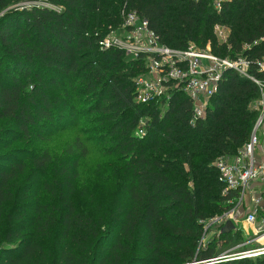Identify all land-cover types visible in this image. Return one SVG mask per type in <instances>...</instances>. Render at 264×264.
Instances as JSON below:
<instances>
[{
    "label": "trees",
    "instance_id": "16d2710c",
    "mask_svg": "<svg viewBox=\"0 0 264 264\" xmlns=\"http://www.w3.org/2000/svg\"><path fill=\"white\" fill-rule=\"evenodd\" d=\"M30 1L0 0V120L26 141L75 131L84 120L88 127L61 159L47 148L0 152V264H203L236 255L235 229L217 231L205 246L201 240L205 225L237 199V191L223 193L215 165L248 144L257 88L224 71L204 118L194 116L192 100L172 83L166 94L140 103L136 80L157 57L101 43L135 12L169 49L208 46L219 58H259L264 0H225L219 12L213 0H47L11 8ZM217 24L229 28L227 44L217 42ZM88 143L116 158L126 174L123 200L103 218L72 202ZM47 173L56 175L51 184L42 180ZM41 189L45 200L37 206ZM252 259L214 264H264L263 255Z\"/></svg>",
    "mask_w": 264,
    "mask_h": 264
},
{
    "label": "built area",
    "instance_id": "2783aa9c",
    "mask_svg": "<svg viewBox=\"0 0 264 264\" xmlns=\"http://www.w3.org/2000/svg\"><path fill=\"white\" fill-rule=\"evenodd\" d=\"M224 1L213 0L217 12H219ZM213 34L218 43H228L230 30L227 26L215 25ZM260 42L264 43V37ZM101 45L104 49L111 46L120 47L134 57L140 52H149L157 57L156 60L150 61L149 72L146 77H139L136 80L139 85L137 101L140 103H147L153 97L166 94L168 92L166 84L172 83L174 89L180 88L192 100L194 116L204 118L206 104L217 92L218 83L224 71L236 72L255 85L259 95L253 107L257 110L258 116L250 140L243 149V155L249 157V162L241 164L238 161L228 164L224 159H221L215 165L220 173L221 181L225 185L223 193L237 191V199L228 212L210 220L205 225L204 234L210 230V227L220 231L227 221L234 225V229L238 225L239 227L253 226L256 222L257 207L262 201L261 195L256 193L253 184L264 185V157L258 162L255 154L256 148L260 144V137L262 134L264 135V55L253 59L243 56L229 59L219 58L211 54L208 46L203 51L195 49L193 45L184 51L169 49L158 43L157 36L149 30L147 22L138 18L135 12L126 15L123 31L112 32L102 41ZM248 48L245 46V49ZM256 74H263V76ZM142 135V131L136 133L137 137ZM248 198L254 209L243 214L241 210ZM203 241L204 238L202 237L201 244ZM263 254L264 251L256 255ZM255 257V254L251 252H244L207 262L214 264L218 260H240Z\"/></svg>",
    "mask_w": 264,
    "mask_h": 264
},
{
    "label": "rangeland",
    "instance_id": "374dc122",
    "mask_svg": "<svg viewBox=\"0 0 264 264\" xmlns=\"http://www.w3.org/2000/svg\"><path fill=\"white\" fill-rule=\"evenodd\" d=\"M47 0H31L28 3H18L11 6L13 9L24 7L27 4L44 5ZM197 49V48H195ZM86 120L81 121L75 131H65L61 134L50 137L47 141L41 140H25L20 138L15 131V128L9 120H0V147L7 144L5 149H0V152H7L9 150H26L33 153H40L43 148L53 155L59 156L61 159L64 147L72 141L73 137L78 133L80 128H87ZM89 135V134H88ZM84 138V137H83ZM88 155L79 163L77 179L74 181V188L72 192V202L76 209L93 218H103L115 205L123 200L122 183L125 181L126 174L122 172L123 165L116 163V158L108 156L103 152L100 146L93 143L87 144ZM228 164L236 162L248 163L249 157H244L243 150L238 157L225 159ZM25 170L29 168L30 162H25ZM53 176H56L53 174ZM51 177L47 173L42 179L43 182L52 183L55 177ZM37 183H35L34 188ZM43 188V185H42ZM16 189L22 190L23 185L19 183ZM44 191L38 190L39 206L45 200L43 196ZM264 201V193L261 196ZM50 203L52 201H49ZM36 202L34 199L30 201V206ZM264 204V203H263ZM9 208V207H8ZM264 208V207H263ZM243 214L247 213V209L242 207ZM21 210L15 212L14 216L20 214ZM31 221V220H30ZM240 234V237L232 250V253L242 254L244 252H251L252 254H260L264 251V209L256 213V222L253 226H242L235 229ZM237 232V233H238ZM216 228L210 227V230L204 234L203 245L205 246L209 241L217 235ZM219 248V246H218ZM264 256V254H263ZM262 258V255H257L254 259ZM250 259V258H249Z\"/></svg>",
    "mask_w": 264,
    "mask_h": 264
},
{
    "label": "crops",
    "instance_id": "0c3cea01",
    "mask_svg": "<svg viewBox=\"0 0 264 264\" xmlns=\"http://www.w3.org/2000/svg\"><path fill=\"white\" fill-rule=\"evenodd\" d=\"M255 154H256V160L258 162H260L263 157H264V135L262 134L261 137H260V144L259 146L256 148V151H255ZM253 187L255 188V191L258 195H261L264 193V185L263 184H257V183H254L253 184ZM262 200V198H261ZM264 201L262 200L260 202V204L258 205L257 207V213L259 212V210H263L264 208ZM245 206V208L247 209V212L248 211H252L254 209V206L253 204L250 202V199L248 198V201L243 205V207Z\"/></svg>",
    "mask_w": 264,
    "mask_h": 264
},
{
    "label": "water",
    "instance_id": "95a60500",
    "mask_svg": "<svg viewBox=\"0 0 264 264\" xmlns=\"http://www.w3.org/2000/svg\"><path fill=\"white\" fill-rule=\"evenodd\" d=\"M232 231H234V225L230 221H227L225 225L221 228L220 233L223 235H226ZM222 257H227V256L224 255ZM210 263H213V262H205L203 264H210Z\"/></svg>",
    "mask_w": 264,
    "mask_h": 264
},
{
    "label": "bare ground",
    "instance_id": "6f19581e",
    "mask_svg": "<svg viewBox=\"0 0 264 264\" xmlns=\"http://www.w3.org/2000/svg\"><path fill=\"white\" fill-rule=\"evenodd\" d=\"M255 256H257V255H255Z\"/></svg>",
    "mask_w": 264,
    "mask_h": 264
}]
</instances>
